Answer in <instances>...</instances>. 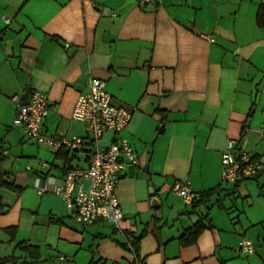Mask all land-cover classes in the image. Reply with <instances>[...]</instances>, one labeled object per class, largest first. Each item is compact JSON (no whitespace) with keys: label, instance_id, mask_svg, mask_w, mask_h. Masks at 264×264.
I'll list each match as a JSON object with an SVG mask.
<instances>
[{"label":"crops","instance_id":"1","mask_svg":"<svg viewBox=\"0 0 264 264\" xmlns=\"http://www.w3.org/2000/svg\"><path fill=\"white\" fill-rule=\"evenodd\" d=\"M262 3L0 0V151L7 179L20 188L0 187V257L15 256L17 264H264V139L256 130L264 124ZM94 78L132 112L122 135L139 165L116 186L120 229L103 219L85 228L60 196L34 186L37 177L88 166L91 139L72 113ZM35 90L51 105L42 131L81 136L83 150L38 143L13 125L12 97L27 101ZM230 139L263 165L237 184L221 181ZM113 140L106 131L102 143ZM177 181L199 193L220 190L193 209L173 192ZM206 215L213 227L183 244V233ZM128 234L142 237L138 254L124 246ZM242 238L255 243L253 254L239 250ZM27 245L38 247L39 258Z\"/></svg>","mask_w":264,"mask_h":264},{"label":"built area","instance_id":"2","mask_svg":"<svg viewBox=\"0 0 264 264\" xmlns=\"http://www.w3.org/2000/svg\"><path fill=\"white\" fill-rule=\"evenodd\" d=\"M139 1L148 4L161 0ZM199 34L209 40L213 39L210 35ZM12 101L17 107L13 125L23 129L30 139L71 151L85 148L86 143L81 136L55 138L42 131L44 120L51 110L46 93L35 90L27 101L18 95L13 96ZM131 117L132 112L129 109L113 103V97L105 89L102 80L91 79L89 91L79 96L72 113L74 120L84 124L91 139V147L87 153L88 166L69 169L61 177L46 175L36 178L34 186L37 191L40 194L51 191L60 196L67 209L75 213L76 220L85 228L103 219L120 229L124 214L116 196V186L128 167L139 165L137 152L122 135ZM256 130L264 139V124ZM106 131L114 132V140L108 145L102 143ZM262 168L261 162L253 159L242 144L228 140L222 153V182L236 183L242 178L255 177ZM172 190L183 197L187 204H191L200 194L186 181L175 182ZM126 240L130 245L127 238ZM239 250L248 255L253 254L256 245L252 240L242 238Z\"/></svg>","mask_w":264,"mask_h":264},{"label":"trees","instance_id":"3","mask_svg":"<svg viewBox=\"0 0 264 264\" xmlns=\"http://www.w3.org/2000/svg\"><path fill=\"white\" fill-rule=\"evenodd\" d=\"M258 22H259V25L264 26V3H262L260 5L259 11H258ZM61 148L64 149L63 147H61ZM63 152H65V151H63ZM65 154H67V153H65ZM5 159H6L5 154L0 151V187L8 188V189L15 190V191L20 190V188L17 185H15L13 182H11L7 179L9 173L4 168ZM64 159H66V156ZM242 179H244V178H242ZM242 179H240L239 181H241ZM238 182H236V184ZM219 190H220V187L217 189H211L208 191L201 192L199 194V196L191 203L193 206V209L197 208L201 205L207 204L211 200V197L216 192H218ZM2 207H3V204L0 200V208H2ZM212 227H213V223H212L209 215L201 217L193 226L188 228L183 233V235L180 237V240L185 245L194 244L197 242L198 237L200 236V234L203 231H205L207 228H212ZM128 236H129V238L128 237H126V238L130 242V246L132 247V250L134 251L135 254H138L139 249H140L139 248L140 247L139 242L141 241L142 237L132 238L130 236V234H128ZM127 243L128 242L126 241V244L124 246L127 247V245L129 244V243L128 244ZM131 247H129V248H131ZM24 249L29 252V256L31 258H39L40 254H39V249L37 246L27 245L24 247ZM0 264H17V257H15V256H9V257H3V258L0 257ZM90 264H94V261H91Z\"/></svg>","mask_w":264,"mask_h":264},{"label":"water","instance_id":"4","mask_svg":"<svg viewBox=\"0 0 264 264\" xmlns=\"http://www.w3.org/2000/svg\"><path fill=\"white\" fill-rule=\"evenodd\" d=\"M129 170H130V172H133L135 170V167L131 166V167H129ZM146 170H147V166H145V168H144V171H146ZM141 175H143V172ZM150 194L153 196L152 197V206L156 207V208L160 207L161 202H160L159 198L157 196H155V191L152 187L150 188Z\"/></svg>","mask_w":264,"mask_h":264},{"label":"rangeland","instance_id":"5","mask_svg":"<svg viewBox=\"0 0 264 264\" xmlns=\"http://www.w3.org/2000/svg\"><path fill=\"white\" fill-rule=\"evenodd\" d=\"M224 184H226V183H224Z\"/></svg>","mask_w":264,"mask_h":264}]
</instances>
